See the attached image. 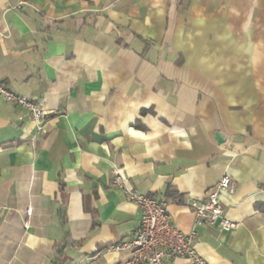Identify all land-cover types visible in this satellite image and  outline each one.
Here are the masks:
<instances>
[{"label": "crops", "instance_id": "1", "mask_svg": "<svg viewBox=\"0 0 264 264\" xmlns=\"http://www.w3.org/2000/svg\"><path fill=\"white\" fill-rule=\"evenodd\" d=\"M0 84L45 113L0 96V264H124L115 168L184 233L229 175L237 226L193 247L264 264V0H0Z\"/></svg>", "mask_w": 264, "mask_h": 264}, {"label": "built area", "instance_id": "2", "mask_svg": "<svg viewBox=\"0 0 264 264\" xmlns=\"http://www.w3.org/2000/svg\"><path fill=\"white\" fill-rule=\"evenodd\" d=\"M0 96L7 103L21 106L29 112L32 120L41 131L44 111L13 94L0 84ZM110 188L121 191L140 211V223L135 233L114 247L115 250H129L130 257L124 264H163L166 259L181 258L188 264H206V261L193 247L195 229L203 226L217 227L229 232L237 224L224 215L223 199L234 193V181L223 174L215 190L205 199H192L189 209L193 215V229L189 233L180 231L170 221L163 204L151 196L138 195L130 190L119 169L113 170ZM29 215L30 210L26 211Z\"/></svg>", "mask_w": 264, "mask_h": 264}, {"label": "water", "instance_id": "3", "mask_svg": "<svg viewBox=\"0 0 264 264\" xmlns=\"http://www.w3.org/2000/svg\"><path fill=\"white\" fill-rule=\"evenodd\" d=\"M215 137H216V140H217V141H220V137H219L218 134H216Z\"/></svg>", "mask_w": 264, "mask_h": 264}, {"label": "trees", "instance_id": "4", "mask_svg": "<svg viewBox=\"0 0 264 264\" xmlns=\"http://www.w3.org/2000/svg\"><path fill=\"white\" fill-rule=\"evenodd\" d=\"M171 195V194H170Z\"/></svg>", "mask_w": 264, "mask_h": 264}]
</instances>
